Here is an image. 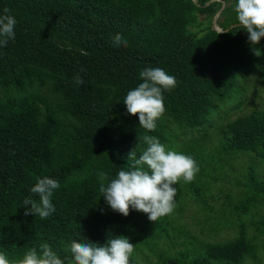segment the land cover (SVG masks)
<instances>
[{
	"label": "trees",
	"instance_id": "trees-1",
	"mask_svg": "<svg viewBox=\"0 0 264 264\" xmlns=\"http://www.w3.org/2000/svg\"><path fill=\"white\" fill-rule=\"evenodd\" d=\"M223 1L0 0V14L8 9L17 21L15 39L0 47V253L11 264L45 243L69 264L73 240L103 245L119 235L134 244L129 264H144L146 250L157 256L154 264L257 262L258 235L248 234L246 224L264 233V173L258 166L264 161V109L224 126L216 118L224 104L237 98L230 107L240 108L245 92L264 83V37L252 46L237 14L215 29L212 18ZM116 34L126 47L114 45ZM148 67L177 80L163 92L165 112L152 131L140 127L138 114H129L123 102ZM212 128L219 138L210 144ZM145 135L199 167L192 182L175 185L174 211L155 223L134 209L128 216L113 211L99 191L101 173L108 174L107 185L131 169L128 155L134 148L138 158L146 149ZM236 158L249 162L235 177L237 198L229 195L237 215L217 220L215 228L231 225L239 235L225 242L195 240L172 252L176 213L187 198L207 209L214 183ZM45 176L60 184L51 198L55 211L47 219L26 216L22 202L39 199L30 189ZM165 239L173 245L158 250Z\"/></svg>",
	"mask_w": 264,
	"mask_h": 264
},
{
	"label": "clouds",
	"instance_id": "clouds-1",
	"mask_svg": "<svg viewBox=\"0 0 264 264\" xmlns=\"http://www.w3.org/2000/svg\"><path fill=\"white\" fill-rule=\"evenodd\" d=\"M235 11L240 28L249 34V43L258 45L264 37V0H237ZM16 23L9 10L4 9L3 14H0V47L15 39ZM121 44L126 47L127 41L116 34L114 45L119 47ZM139 76L143 82L128 91L123 102L129 114H138L139 126L152 131L156 128V121L165 112L163 92L174 89L177 80L159 67L145 68ZM75 83L80 85L83 81L77 76ZM142 140L147 147L139 157L134 148L128 155V159L133 161L131 169L120 170L107 185L104 181L109 179L108 174L101 173L99 191L113 211L128 216L130 210L134 209L147 214L149 221L155 223L174 211L175 185L181 179L192 182L199 167L192 157L166 149L156 137L145 135ZM59 187L56 179L47 176L38 179L30 191L39 199L25 198L22 202L24 214L47 219L55 211L51 198ZM40 249V252L36 248L25 252L16 264H65L47 243L42 244ZM70 251L73 259L69 264H129L134 244L123 235L109 237L103 245L73 240ZM0 264H11L3 253H0Z\"/></svg>",
	"mask_w": 264,
	"mask_h": 264
},
{
	"label": "rangeland",
	"instance_id": "rangeland-1",
	"mask_svg": "<svg viewBox=\"0 0 264 264\" xmlns=\"http://www.w3.org/2000/svg\"><path fill=\"white\" fill-rule=\"evenodd\" d=\"M224 1V4L222 3V6L219 9L220 12H217L212 18L213 27L214 20L219 25V22L227 20L231 14H237L235 11L237 0ZM235 20H238L237 16ZM199 21L203 24H206V15L200 14ZM191 29L198 32L203 28L198 27V25H192ZM249 79L253 81L255 80V77H251ZM245 93L246 97L244 98L246 100L240 108L233 110L230 107L239 100L237 98L227 102V104H224L221 107L224 109L221 110V116L216 118L217 126L220 124L224 126L230 120L236 118L240 114L249 113L254 108L264 109V83H256L254 88L248 89ZM209 133L211 135L209 136V143L213 144L216 142V139L219 138L218 130L212 128L210 129ZM258 166L260 172L264 173V161H259ZM247 167H249V162H247L245 158H236L233 160L230 169L224 168L222 175L212 187V192L209 195L211 206L210 204H207V209H202L198 203L187 198L185 200L183 211H181L180 214L176 213L178 222L176 223V228L172 231L174 234L173 237L175 236L173 239L174 247L171 246L173 243L169 244V240L165 239V241L161 242L158 250H160V248L165 249L170 245L172 252H175L184 248L185 245H188L190 242L195 240L198 242H225L238 236V229L234 228L233 226H222V228L217 229L215 228V223L217 220H220L223 217L226 218L234 216V218H236L237 214L232 210V205L230 207L228 205V203L231 202L229 200V195H235L237 198L238 194L240 193V189L237 187L238 184L235 185V177H240ZM233 203H235V201ZM233 222L236 224L237 221L233 220ZM246 225L248 227V234L258 235L257 242L259 244V257L257 262L248 261L247 264H264V233L260 234L255 225ZM157 260V256L147 250L141 255V261L144 264H154Z\"/></svg>",
	"mask_w": 264,
	"mask_h": 264
},
{
	"label": "water",
	"instance_id": "water-1",
	"mask_svg": "<svg viewBox=\"0 0 264 264\" xmlns=\"http://www.w3.org/2000/svg\"><path fill=\"white\" fill-rule=\"evenodd\" d=\"M224 2H225V1H223V4H224ZM218 12H220V10H219ZM214 28H215V29H218V30H220V31L222 30V28L216 23L215 20H214Z\"/></svg>",
	"mask_w": 264,
	"mask_h": 264
}]
</instances>
